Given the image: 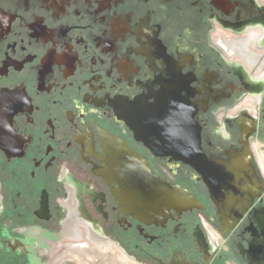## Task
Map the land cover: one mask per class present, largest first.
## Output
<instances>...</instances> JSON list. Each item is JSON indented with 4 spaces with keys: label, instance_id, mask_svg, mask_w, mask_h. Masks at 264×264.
I'll list each match as a JSON object with an SVG mask.
<instances>
[{
    "label": "flooded vegetation",
    "instance_id": "flooded-vegetation-1",
    "mask_svg": "<svg viewBox=\"0 0 264 264\" xmlns=\"http://www.w3.org/2000/svg\"><path fill=\"white\" fill-rule=\"evenodd\" d=\"M108 134L189 206L133 213ZM0 264H264V0H0Z\"/></svg>",
    "mask_w": 264,
    "mask_h": 264
},
{
    "label": "water",
    "instance_id": "water-1",
    "mask_svg": "<svg viewBox=\"0 0 264 264\" xmlns=\"http://www.w3.org/2000/svg\"><path fill=\"white\" fill-rule=\"evenodd\" d=\"M161 111V114L152 116L155 113L154 109L144 113L137 110V120L129 124L135 131L137 139L147 142L155 153L166 154L171 144L166 141L168 136L166 127L169 124L165 123L166 111L164 109ZM108 139L117 151L115 156H111L110 164L113 163L111 170L119 173L120 182H125V186L130 189L127 201L133 213H140L142 207L147 213L155 210L162 214L164 211L167 212L166 208L169 207L184 210L189 206L191 201L187 199L188 191L184 187L165 183L151 170L148 161L119 137L108 134ZM137 203L140 209L136 207Z\"/></svg>",
    "mask_w": 264,
    "mask_h": 264
}]
</instances>
